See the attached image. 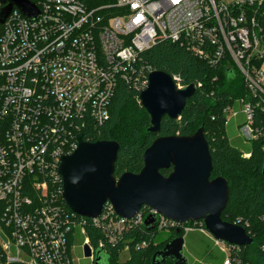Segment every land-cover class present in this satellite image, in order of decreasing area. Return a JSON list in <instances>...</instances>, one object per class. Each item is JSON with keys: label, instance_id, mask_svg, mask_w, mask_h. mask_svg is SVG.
<instances>
[{"label": "built area", "instance_id": "2783aa9c", "mask_svg": "<svg viewBox=\"0 0 264 264\" xmlns=\"http://www.w3.org/2000/svg\"><path fill=\"white\" fill-rule=\"evenodd\" d=\"M28 1L36 18L11 5L0 24V264H75L77 234L93 264L87 226L103 228L97 245L105 248L128 229L146 231L144 219L153 211L143 207L124 220L107 202L100 217L79 216L50 194L46 179H60V158L75 150L77 135L106 122L118 84L130 80L140 54L158 39L178 42L243 79L250 100L240 98L239 108L224 111L227 119L244 117L238 129L244 141L256 138L253 109L264 105L263 62L258 64L264 60V0H117L92 9L79 0ZM8 5L0 2V10ZM180 227L204 233L225 253L222 264H233L229 255L240 246L214 240L202 221L158 216L155 228Z\"/></svg>", "mask_w": 264, "mask_h": 264}, {"label": "trees", "instance_id": "16d2710c", "mask_svg": "<svg viewBox=\"0 0 264 264\" xmlns=\"http://www.w3.org/2000/svg\"><path fill=\"white\" fill-rule=\"evenodd\" d=\"M86 8L113 6L117 0H79ZM109 10V9H108ZM109 11H115L110 7ZM264 33V15L260 19ZM264 60H260L261 64ZM163 71L171 77L179 78L176 84L186 86L194 84V94L186 100L185 107L177 119L164 117L160 131L149 133V116L138 102L148 69ZM240 98L250 100L249 92L243 79L232 69L222 64L212 66L178 42L156 40L140 58L131 71L129 81L120 82L115 96L109 105V117L100 126H92L91 130L82 132V139L87 142L98 140H114L120 148L115 162L114 176L124 172L137 173L143 166L144 150L158 136H188L200 126L204 127V135L209 145L212 161L211 177L222 176L229 184V200L222 212V219L230 223H238L252 237V243L233 249L230 257H235L233 264H264V177L261 174L264 161V105L253 109L252 127L258 136L247 142L244 149L232 145L227 130L238 135V129L245 124L244 117L227 119L226 107L239 108L236 101ZM253 104L256 102L253 100ZM245 154H249L246 156ZM170 170L161 173L167 175ZM50 194L67 207L61 199V181L59 178L46 179ZM171 239L184 237L187 250L199 256L212 248L213 241L204 234L194 231L185 235L183 229L171 228ZM85 234L99 260L94 258L93 264H152V257L169 241H157L155 228L152 231H137L135 228L124 231L117 242L105 248H99L97 242L104 235L101 226H87ZM185 235V236H184ZM82 237V238H81ZM83 242L84 236L77 234ZM144 242V245L142 243ZM127 251V258L119 261L120 252ZM214 255L213 252L209 253ZM222 254V253H221ZM224 254V253H223ZM221 257V256H220ZM225 256L221 264L224 261ZM162 264H173L166 259Z\"/></svg>", "mask_w": 264, "mask_h": 264}, {"label": "water", "instance_id": "95a60500", "mask_svg": "<svg viewBox=\"0 0 264 264\" xmlns=\"http://www.w3.org/2000/svg\"><path fill=\"white\" fill-rule=\"evenodd\" d=\"M9 5L0 10V24L15 5L27 18L38 16L28 0H0ZM194 84L177 88L170 75L153 70L138 95V102L149 116V133L160 131L164 117H180L186 100L195 92ZM75 150L60 158L57 173L62 183V200L75 214L95 219L104 205L110 203L114 214L124 220L133 218L143 207L150 208L144 219L146 231L155 229L158 216L179 223L202 221L206 232L216 241L244 246L252 243L245 229L221 217L228 200L226 178H212L209 145L200 126L188 136H158L144 150L143 166L137 173L124 172L114 177L120 148L114 140L87 142L76 136ZM170 170L167 175L161 171ZM261 174L264 177V161ZM184 238L176 236L152 257V264L171 259L173 264H188L183 254ZM84 255L90 249L84 245ZM96 255V253H95ZM96 262L99 260L95 256Z\"/></svg>", "mask_w": 264, "mask_h": 264}, {"label": "rangeland", "instance_id": "374dc122", "mask_svg": "<svg viewBox=\"0 0 264 264\" xmlns=\"http://www.w3.org/2000/svg\"><path fill=\"white\" fill-rule=\"evenodd\" d=\"M262 70L264 71V61H263V64H262ZM239 117H241V114L239 115ZM232 118L234 121H236V117H230ZM227 136L229 138V141L232 145L236 146L237 148H241V149H244L246 147L245 144H247L246 141H244L243 139H246L244 138L243 136H241L242 138V143L239 141V139L237 138V135L235 136L234 132L231 131L230 129L227 130ZM120 175L118 176H114L115 178H118ZM158 233H156V237H157V241L159 243H163L165 242L166 240H171V235H172V231H170L171 229L170 228H156ZM173 229V228H172ZM82 238V237H81ZM81 239L79 238L78 241L74 242L73 243V246H74V249H73V252H74V256L75 258L77 259V261L75 262V264H92V262L85 258L84 255H83V252H82V249H81ZM220 247H223L221 244H220ZM227 250V249H226ZM225 250V251H226ZM188 253H192L190 252L189 250L186 251V248L184 247L183 248V254L184 255H188ZM186 253V254H185ZM192 257L196 258V255L194 253H192ZM127 258V251L124 249L120 252V257H119V261H123Z\"/></svg>", "mask_w": 264, "mask_h": 264}, {"label": "crops", "instance_id": "0c3cea01", "mask_svg": "<svg viewBox=\"0 0 264 264\" xmlns=\"http://www.w3.org/2000/svg\"><path fill=\"white\" fill-rule=\"evenodd\" d=\"M194 231H198V230L189 231V232L185 233V235H187L190 232H194ZM198 232H200V231H198ZM200 233H202V232H200ZM202 234H204V233H202ZM184 247L186 248L185 240H184L183 248ZM212 248H215L216 251H213L211 249H209L207 251L208 248H206L205 251L202 252L199 256H196V258L192 257V253H188L187 252L188 255H185V256L187 257L188 264H221V262L223 260V257L225 256V253L223 254V252H221L220 249L214 245V243L212 245ZM186 251H187V248H186ZM212 252H213L214 255L209 254V253H212Z\"/></svg>", "mask_w": 264, "mask_h": 264}]
</instances>
